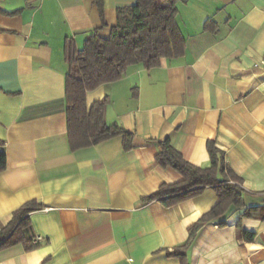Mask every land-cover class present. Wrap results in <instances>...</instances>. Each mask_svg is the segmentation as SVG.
<instances>
[{
    "label": "crops",
    "instance_id": "obj_1",
    "mask_svg": "<svg viewBox=\"0 0 264 264\" xmlns=\"http://www.w3.org/2000/svg\"><path fill=\"white\" fill-rule=\"evenodd\" d=\"M107 39L116 10L136 0H102ZM184 54L150 70L128 68L86 93L108 98L105 121L133 134L71 151L67 141L64 43L78 50L100 28L94 0H0V227L29 201L23 244L0 264H180L168 255L216 203L213 189L165 207L142 198L181 180L155 162L171 139L190 164L210 165L207 141L241 179L243 206L205 224L190 264H264V0H178ZM210 20L208 29L204 23ZM254 235L249 242L246 235Z\"/></svg>",
    "mask_w": 264,
    "mask_h": 264
},
{
    "label": "trees",
    "instance_id": "obj_2",
    "mask_svg": "<svg viewBox=\"0 0 264 264\" xmlns=\"http://www.w3.org/2000/svg\"><path fill=\"white\" fill-rule=\"evenodd\" d=\"M178 0H136L131 6L116 10V25L111 28L107 39L99 35L104 27L102 0H94L102 24L78 50L72 39L64 43V58L67 73L64 82L67 141L71 151L97 145L120 136L123 149L133 147V134L119 124H108L105 111L108 98L86 105V93L100 85L121 79L128 68L136 65L146 70L158 67L161 59H176L185 51V40L177 24ZM206 20L204 29L210 27ZM159 150L155 162L164 169H172L181 175V180L173 184L163 183L152 194L142 198V202L157 201L170 207L187 199L194 198L205 188H211L217 196V203L188 228L186 243L168 252L180 264H190L188 247L199 230L207 223L223 218L233 208L243 206L244 190L241 179L226 165L224 152L213 141H207L206 148L210 165L206 168L194 166L177 152L169 137L158 141ZM6 167V156L0 152V172ZM36 201H29L12 213V218L0 227V250L16 244H23L25 251L40 246L25 238L29 228L30 213L38 210ZM251 242L254 235H246Z\"/></svg>",
    "mask_w": 264,
    "mask_h": 264
},
{
    "label": "built area",
    "instance_id": "obj_3",
    "mask_svg": "<svg viewBox=\"0 0 264 264\" xmlns=\"http://www.w3.org/2000/svg\"><path fill=\"white\" fill-rule=\"evenodd\" d=\"M40 240V238H36V242H38Z\"/></svg>",
    "mask_w": 264,
    "mask_h": 264
}]
</instances>
